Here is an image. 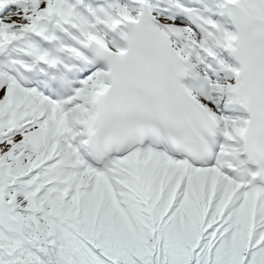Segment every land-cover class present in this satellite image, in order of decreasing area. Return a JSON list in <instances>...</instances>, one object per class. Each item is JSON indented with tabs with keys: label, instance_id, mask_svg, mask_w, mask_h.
Returning <instances> with one entry per match:
<instances>
[{
	"label": "snow or ice",
	"instance_id": "6c2138e0",
	"mask_svg": "<svg viewBox=\"0 0 264 264\" xmlns=\"http://www.w3.org/2000/svg\"><path fill=\"white\" fill-rule=\"evenodd\" d=\"M0 264H264V0H0Z\"/></svg>",
	"mask_w": 264,
	"mask_h": 264
}]
</instances>
